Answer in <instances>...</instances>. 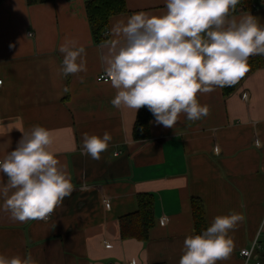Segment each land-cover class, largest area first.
<instances>
[{
  "label": "crops",
  "instance_id": "obj_1",
  "mask_svg": "<svg viewBox=\"0 0 264 264\" xmlns=\"http://www.w3.org/2000/svg\"><path fill=\"white\" fill-rule=\"evenodd\" d=\"M86 1L0 0V159L17 147L18 129L44 126L75 186L47 220L14 222L0 210V254H30L35 264H179L185 238L195 235L196 197L207 227L217 215L235 211L244 217L230 232L231 259L218 264H245L240 250L256 237L261 247L254 257L264 264V68L228 96L221 88L198 94L210 108L207 117L192 122L182 114L174 128L153 119L151 136L135 140L140 109L135 114L112 106L116 90L97 81L104 68L100 57L108 52L104 42L116 38L109 35L116 25L138 12L164 14L165 0H126L125 13L111 16L100 43ZM249 14L264 25V0L232 15ZM65 37L84 46L86 72L61 73ZM105 131L113 139L101 159L82 155L83 134ZM6 181L0 173V187ZM147 193L156 217L149 240L124 239L121 217L137 211L138 195Z\"/></svg>",
  "mask_w": 264,
  "mask_h": 264
},
{
  "label": "clouds",
  "instance_id": "obj_2",
  "mask_svg": "<svg viewBox=\"0 0 264 264\" xmlns=\"http://www.w3.org/2000/svg\"><path fill=\"white\" fill-rule=\"evenodd\" d=\"M240 0H165L162 15L132 14L104 42L102 79L116 90L113 107L136 112L147 107L155 122L174 128L182 114L198 121L210 114L198 94L236 85L250 71L249 58L264 55V25L251 14L232 15ZM64 76L86 72V50L65 37L59 47ZM2 83V82H0ZM65 92L69 91L66 87ZM17 147L0 159L7 181L0 187V210L14 222L47 220L75 190L72 177L53 151L51 130L35 125ZM112 135L84 133L81 154L100 160ZM117 155L113 153V156ZM111 163V160L108 161ZM244 217L235 211L217 215L200 234L189 235L179 264H218L231 259L230 232ZM0 264H35L31 255L6 257Z\"/></svg>",
  "mask_w": 264,
  "mask_h": 264
},
{
  "label": "trees",
  "instance_id": "obj_3",
  "mask_svg": "<svg viewBox=\"0 0 264 264\" xmlns=\"http://www.w3.org/2000/svg\"><path fill=\"white\" fill-rule=\"evenodd\" d=\"M30 5L37 3H47L51 0H27ZM252 0H240L234 13L251 8ZM86 14L89 25L92 30L93 38L96 43L103 41V32L108 28L111 16L125 13L126 0H87L85 4ZM250 71L234 86L223 87L222 92L225 96L235 92L242 85L245 78L264 68V55H254L249 58ZM155 119L154 115L147 107H142L138 112V117L134 125V139L143 140L151 136L150 122ZM192 214L194 215L195 234H200L207 229L206 215L202 200L193 197ZM139 209L132 214L121 217L120 232L124 239L137 238L142 241H148L150 237L149 230L154 226L155 202L151 194L138 195ZM161 264V263H157ZM165 264V263H164Z\"/></svg>",
  "mask_w": 264,
  "mask_h": 264
},
{
  "label": "built area",
  "instance_id": "obj_4",
  "mask_svg": "<svg viewBox=\"0 0 264 264\" xmlns=\"http://www.w3.org/2000/svg\"><path fill=\"white\" fill-rule=\"evenodd\" d=\"M108 33H109L108 30H106V31L103 33V36H107ZM103 75H104V72H103V70H102V71H100V73H99L98 76H97V81H98V82L106 83V82H104V80L102 79ZM0 82H2V83H0V89H1L2 86H3V83H4L3 79H0ZM243 96H244V98H246V95H243ZM260 247H261V242H259V241H258V238L256 237V238L252 241V246H251L250 248H243V249L240 250V255H241V257L244 259V263H245V264H251V262H252V264H262L260 258H258V257L255 258V257H254L255 249L260 248Z\"/></svg>",
  "mask_w": 264,
  "mask_h": 264
}]
</instances>
